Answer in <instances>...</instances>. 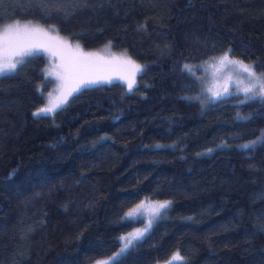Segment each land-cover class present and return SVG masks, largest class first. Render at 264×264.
Listing matches in <instances>:
<instances>
[{
  "label": "trees",
  "instance_id": "obj_1",
  "mask_svg": "<svg viewBox=\"0 0 264 264\" xmlns=\"http://www.w3.org/2000/svg\"><path fill=\"white\" fill-rule=\"evenodd\" d=\"M18 20L143 71L40 118L43 54L0 76V264H93L145 198L171 204L115 264H264V145L241 148L264 132V100L213 99L184 68L231 49L264 74V0H0V24Z\"/></svg>",
  "mask_w": 264,
  "mask_h": 264
},
{
  "label": "snow or ice",
  "instance_id": "obj_2",
  "mask_svg": "<svg viewBox=\"0 0 264 264\" xmlns=\"http://www.w3.org/2000/svg\"><path fill=\"white\" fill-rule=\"evenodd\" d=\"M55 31L57 29L54 26L49 29H44L38 25H20L17 23L7 25L3 35L0 36V76L17 72L24 65L27 58L43 53H50L55 56L58 53L62 54L64 51H74V55L68 63H62L58 66L59 70L55 73L57 79L60 81L57 94L55 96L51 93L49 94L46 105L33 113V116L36 118L55 115L58 111L64 109L69 102V98L73 97L75 93L91 86L110 82L109 78L99 74L104 67L102 63L103 57L96 53H83L80 50L79 44L75 45V49L73 50L72 46L66 40L51 36V32ZM21 35L28 37V39H19L18 37ZM230 55L231 49L219 58V63L222 67L230 66L238 73L246 74L247 84H244L243 80L237 81L238 85H244L239 88V93H242L244 96V100L241 103L257 98L264 100V74L258 75L252 65L245 64L242 60L232 59ZM122 62L129 65L132 69L131 76L127 81L128 90L132 91L135 84V76L137 73L143 71V67L136 64L126 54ZM187 67L185 65V68ZM53 74L51 71L46 73V75ZM209 91L211 92L212 90L209 89ZM228 91V87L225 86L222 92H212L213 99H219L228 93ZM240 118L246 119L244 117ZM257 145H264V132H261L256 140L241 145V148L249 151ZM170 204V201L153 202L149 198H145L135 208L127 212L122 218L123 221L130 223L143 222L142 217L146 215L147 223L143 229H136L134 232L120 237L122 247L117 256L123 254L135 242L143 238L145 233L152 227L154 220L164 210L169 208ZM181 260L182 258L177 252L167 261V264H177ZM115 262L116 257H113L109 261H99L98 264H115Z\"/></svg>",
  "mask_w": 264,
  "mask_h": 264
},
{
  "label": "rangeland",
  "instance_id": "obj_3",
  "mask_svg": "<svg viewBox=\"0 0 264 264\" xmlns=\"http://www.w3.org/2000/svg\"><path fill=\"white\" fill-rule=\"evenodd\" d=\"M17 23L20 25H25V24L38 25L44 29H49V28L53 27L52 25L47 26V25H44V24H41V23H38L35 21H31V20L11 21V22L6 23V24H0V36L3 35L4 30H5L7 25L17 24ZM55 29H56V27H55ZM51 36L58 37L61 40H66L68 42V44L72 46L73 50L75 49V45L79 44L76 41H72L71 39H68L67 36L61 35L58 31L51 32ZM14 38H16V37H14ZM18 38L19 39H28V37L23 36V35H21ZM80 50L83 53H96L99 56L103 57L104 59H103L102 63L104 64V67L99 74L103 75L106 78H109L110 80L118 79L120 82H122L125 85L126 89L128 90L127 81L131 76L132 69L129 65L124 64L122 62L124 55L126 53H124L122 51H115V50L113 51L110 47H106V46L105 47L104 46L99 47L96 49H85V48L80 46ZM224 53L225 52L219 54L218 56L203 60L200 63H186L185 65L188 66L187 68H185V65H184V68L189 73H191L195 77L201 79L203 81V83L205 81L206 90H207V92L210 93L211 96H212V92H215V91H221L222 92L225 86L228 87L229 91H228V93H226L223 96L228 95L232 91H239V88L243 87L244 85H238V83H237L238 80H243L244 84H247L246 74L238 73L234 68H232L230 66L229 67H222L220 65L219 58L222 57L224 55ZM73 55H74V51H64L62 54L58 53L55 56L51 55L50 53H43V56L45 58V65L43 68V73H44L45 78L50 79V83H51L49 89L47 91H45V93H44L45 101H44L43 106L46 105L47 98H48L50 93L53 96H55L57 94V89L59 87L60 81L57 79V76L55 75V73L59 70L58 66L61 65L62 63H65V64L68 63L71 60V58L73 57ZM230 58L238 59V58L233 57L231 55H230ZM238 60H240V59H238ZM134 62L136 64H138L136 61H134ZM244 63L248 64L246 62H244ZM49 71L53 72L54 74L53 75H46V73ZM137 74H136V76H137ZM258 75H261V74H258ZM136 76H135V80H136ZM209 89H211L212 91L210 92ZM150 200L153 202L170 201L169 199H161V200L150 199ZM141 201H143V200H141ZM140 202H138L135 205H133L132 207H130L126 211V213L129 212L131 209L135 208ZM156 220H157V218L154 220L153 224L155 223ZM142 221L143 222L141 224L137 225L132 230L122 234L120 237L125 236L128 233L134 232L136 229H143L147 223V216L146 215L144 217H142ZM121 247H122V241L120 240V245L116 251H114L111 255L104 257V258H101L94 263L98 264L99 261H109L113 257H116V258L119 257L120 255H122V254H120L119 256H117V254L120 253ZM162 262H164V261H162ZM162 262H159L157 264H161ZM162 264H167V261L162 263Z\"/></svg>",
  "mask_w": 264,
  "mask_h": 264
}]
</instances>
